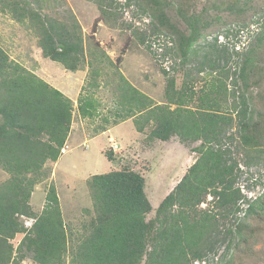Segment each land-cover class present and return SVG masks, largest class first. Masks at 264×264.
Wrapping results in <instances>:
<instances>
[{"label":"trees","instance_id":"1","mask_svg":"<svg viewBox=\"0 0 264 264\" xmlns=\"http://www.w3.org/2000/svg\"><path fill=\"white\" fill-rule=\"evenodd\" d=\"M1 1V12L11 14L14 20L33 30L45 58L72 72L81 69L86 62V51L78 24L70 28L67 22L44 15L28 0ZM35 1L40 3V0ZM241 1L246 5L253 0H234L233 3L230 0L228 8L232 10ZM145 2L146 13L150 12L159 26L155 31L167 29L174 33L178 52L183 62L187 61L210 26L204 18L207 10L195 13L192 0ZM98 3L102 7L104 0ZM174 3L186 25L185 31L174 24L167 13ZM260 30L256 42L263 46L264 26ZM140 41L145 43L142 37ZM254 51L252 48L243 60L240 74L244 82L253 66ZM93 70L92 76L96 79L100 70ZM203 71L199 68V72ZM120 81L122 94L118 105L123 106L125 116L117 112L122 119L115 121V125L133 118L140 133L152 126L151 140L167 142L178 136L184 143L200 142L199 157L149 220L153 207L142 174L123 169L93 175L87 184L95 217L85 227L89 232L73 240L55 185L49 187L40 213L33 210L30 201L36 186L52 175L53 170L48 165H55L63 155L76 109L83 118L94 119L97 101L90 95H80L76 108L71 98L11 58L0 45V168L10 176L0 184V264H23L26 259L36 264H193L208 258L227 240L230 251L237 238L234 251L237 250L239 256L248 254L258 264H264V249H255L264 230H247L250 235L247 239L243 233L244 222L229 229L222 225L230 215L241 211L243 203L247 205L244 216H258L264 222V194L255 199L242 194L236 187L238 165L232 161L230 150L223 149L227 129L234 122L233 115L219 112L220 104L212 94L205 96L209 105L202 111L183 108L187 102L184 88L178 90L175 79L168 81L163 104H155L122 73ZM100 86L97 79L90 83L92 88ZM242 105L238 112L241 144L247 153H260L264 121L254 122L253 112L245 100ZM105 156L108 161L114 160L112 151ZM209 195L216 203V212L198 209ZM22 217L33 219V225L27 228ZM19 235L23 238L15 247L13 241ZM236 257L232 255L229 261L222 257L217 264H233Z\"/></svg>","mask_w":264,"mask_h":264},{"label":"rangeland","instance_id":"2","mask_svg":"<svg viewBox=\"0 0 264 264\" xmlns=\"http://www.w3.org/2000/svg\"><path fill=\"white\" fill-rule=\"evenodd\" d=\"M28 1L33 2L34 7H38L44 15L67 22L70 28L74 24L80 26V35L85 42L86 62H83L80 70L72 72L65 69L62 64L45 58L33 30L14 20L11 14L1 12L0 0V45L11 58L44 80L49 75L51 83L61 84L58 87L68 86L67 89L70 87L69 90H74L71 91V96H77L80 92L81 96L95 92V97L99 99L101 105L103 103L100 109L104 112L103 116L113 122L122 119L116 115L117 111L125 116L123 106L118 105L122 94V90L119 89L121 73L155 104L166 103L169 79L176 80L178 90L184 88V99L187 102L183 108L202 111L209 105L205 96L212 94L213 99L220 104L219 112L234 117L233 125L227 129L223 149L230 150L232 161L238 165L239 177L236 187L240 189L245 187L246 192L252 191L250 195L254 196L253 199L264 194V143L260 153L254 151L247 153L238 133V112L243 108L242 100L247 102L253 112L254 122L264 121V42L263 46H258L256 42L257 34L264 26V0H253L246 5L241 1L232 10L228 8L230 0H192L195 13L207 10L204 18L210 26L204 31V35L195 44L185 62L178 52L177 36L167 29L155 31L158 24L152 20L150 12L146 13L145 0H104L102 7L98 0H40V3L35 0ZM102 8L106 13H102ZM176 8L177 4L174 3L168 8L167 13L171 21L185 31L186 25L178 16ZM160 34L170 36L174 45L176 44L173 64L163 62L166 67H171L170 71L157 61L151 49L150 42ZM141 37L145 39V43L140 41ZM252 48L255 50L252 54L253 66L250 67L251 72L244 82L240 70L245 56ZM213 65L216 67L213 68ZM93 68L100 70V76L96 77L101 84L99 88L90 87V83L96 80L92 76ZM199 68H203L204 71L199 72ZM165 70L167 75L164 73ZM71 82H74L73 86ZM81 87L82 90L78 92ZM75 107L77 108L76 103ZM175 108L176 105H173L172 109ZM80 120L76 109L73 132L78 131ZM91 121L84 122L86 129H91L86 132L87 136L97 133L95 130L99 128V124H103V117ZM110 124L107 128L112 127ZM121 127L118 134L116 130L112 133L114 136L112 138L121 148L118 152H113L110 145L106 144L107 137L91 140L88 146H82L83 138L72 137L68 146H65L67 152L61 156L57 166L48 165L53 170L52 175L38 184L32 195L30 201L32 208L40 213L45 205L49 187L55 185L64 221L68 232L73 235L71 237L73 240H79L84 237L85 232H89L85 227L89 226L95 217L94 203L87 184L93 175L123 169L142 174L146 180V194L153 207L152 213L148 216L149 220L155 216L163 199L176 187L199 157L197 149L200 142L184 143L178 136L167 142L151 140L149 134L152 126H147L145 131L138 132L139 134L135 132L137 130L135 125ZM123 135L126 139L121 137ZM100 142L104 144L102 151ZM110 151L114 154V160L111 162L105 156L106 152ZM9 177L0 168V184ZM198 209L218 211L211 195ZM246 209L247 205L243 203L241 211ZM241 211L230 215L222 222L223 227L236 228L244 222L243 233L247 239L250 236L247 230H264V222L258 216L247 218L243 216L245 212ZM238 217L241 219H237ZM21 220L27 225L31 219L22 217ZM22 238L23 235H19L13 241L15 247ZM238 239L230 251L227 248L229 240L220 243L208 258L217 264L222 257L229 261L232 255H237L233 264H258L250 255L239 256L238 251H234ZM255 249H264V236L255 244ZM23 264L36 263L26 259Z\"/></svg>","mask_w":264,"mask_h":264},{"label":"crops","instance_id":"3","mask_svg":"<svg viewBox=\"0 0 264 264\" xmlns=\"http://www.w3.org/2000/svg\"><path fill=\"white\" fill-rule=\"evenodd\" d=\"M46 80H48L47 82L48 83H50L52 86H54V87H56V88H58L59 90H61L65 95H67L69 98H71L77 105H78V96L80 95V91L82 90V87L79 89V91L78 92H80L77 96H71L70 95V93H71V91L73 92L74 90H69L70 89V87L67 89V87L68 86H65V87H58L59 85H61V84H57V85H55V84H53V83H51V81L49 80V75L47 76V78L45 79V81ZM129 81V80H128ZM74 82H71L70 84L72 85ZM81 85L83 86L84 85V81L81 83ZM73 86V85H72ZM72 88V87H71ZM89 93L90 92H88V94H86V96L87 95H89ZM90 96H92V97H94V99H96V107H97V115H96V117L95 118H99V117H103V124H99L98 125V127L99 128H96V134L95 135H93V136H87L86 135V132L87 131H90L91 129H86V127H85V125H84V122L85 123H88L89 121H91L92 119H90V118H83L81 115H80V113H79V116H80V127H79V129H78V131L77 132H73V126H72V131H71V133H70V136H69V138H68V141H67V144H66V147L68 146V143L71 141V138L72 137H75L76 139H81V138H83V140H84V142H83V145L82 146H88V143H90V141L91 140H97V139H103V137H107V140H106V144H109L110 145V141H109V139H110V137H114V136H112V133L116 130V133L118 134L120 131V129L122 128L121 126H123V125H128L129 126V124H131V125H133L134 126V122H133V118L132 119H129V120H126V121H124V122H121V123H119V124H117V125H115V124H113L114 122L110 119V121H109V119H106L105 118V116H103V114H104V112H102L100 109H102V107H103V103H102V105H101V102L99 101V99L98 98H96L95 97V92H91V95ZM80 97V96H79ZM77 99V100H76ZM118 112V111H117ZM116 115H117V113H116ZM92 122V121H91ZM111 123V124H110ZM92 124V123H91ZM112 125V127H110V128H107V125ZM92 127V126H91ZM135 128V127H134ZM135 132H137V134H139L138 133V131L137 130H135ZM122 138H125V135H123V136H121ZM126 139V138H125ZM99 146H100V149H101V151L103 150V148L102 147H104V144H103V142H100V144H99ZM88 148V147H87ZM67 152V150H65V153ZM64 154V153H63ZM61 158V157H60ZM59 162V161H58ZM58 162L55 164L56 166H57V164H58ZM111 162V161H110ZM54 172H55V170H54Z\"/></svg>","mask_w":264,"mask_h":264},{"label":"built area","instance_id":"4","mask_svg":"<svg viewBox=\"0 0 264 264\" xmlns=\"http://www.w3.org/2000/svg\"><path fill=\"white\" fill-rule=\"evenodd\" d=\"M150 45H151V49H153L152 50L153 54L155 53V55H156L157 61L167 71H170L171 67L170 68L166 67L163 62L165 61L166 64L172 65L173 64L172 60L175 58V55H173V51H176V44L174 45L171 37L164 35V34H160V35L154 37V40H153V42L152 41L150 42ZM178 62H179V59H178ZM109 141H110V148L113 152H118L121 150L120 145L112 137H110ZM65 148L62 151L63 153L65 152ZM244 190H245V187H241V191H242L243 195H245L248 199L254 198V196L250 195V192H252V191H249L246 189L248 191V192H246ZM242 203H243V201H241V204ZM241 212H244V210H242ZM33 222H34L33 219L28 221L26 227L30 228L33 225ZM210 262L212 263L211 259L204 258L203 260H196L193 264H209Z\"/></svg>","mask_w":264,"mask_h":264},{"label":"clouds","instance_id":"5","mask_svg":"<svg viewBox=\"0 0 264 264\" xmlns=\"http://www.w3.org/2000/svg\"><path fill=\"white\" fill-rule=\"evenodd\" d=\"M65 153V152H64Z\"/></svg>","mask_w":264,"mask_h":264}]
</instances>
